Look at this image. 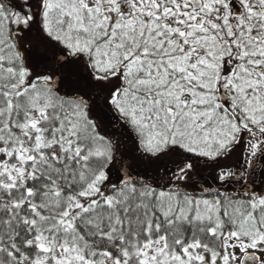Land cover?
Here are the masks:
<instances>
[{
  "label": "snow or ice",
  "instance_id": "6c2138e0",
  "mask_svg": "<svg viewBox=\"0 0 264 264\" xmlns=\"http://www.w3.org/2000/svg\"><path fill=\"white\" fill-rule=\"evenodd\" d=\"M0 264H264V0H0Z\"/></svg>",
  "mask_w": 264,
  "mask_h": 264
}]
</instances>
